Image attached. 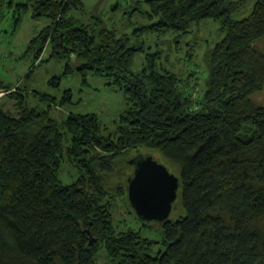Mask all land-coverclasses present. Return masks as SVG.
I'll return each mask as SVG.
<instances>
[{"label":"trees","instance_id":"trees-1","mask_svg":"<svg viewBox=\"0 0 264 264\" xmlns=\"http://www.w3.org/2000/svg\"><path fill=\"white\" fill-rule=\"evenodd\" d=\"M26 1L34 20L48 21L28 44L33 58L49 48L50 58L66 61L63 77L75 70L108 78L126 107L111 125L94 113L70 112L59 122L51 109L71 106L69 90L40 95L48 105L39 111L20 86L0 85L19 114L0 108V264H96L101 249L113 264H264V106L253 101L264 87V52L256 47L264 0L240 20L233 16L248 0H126L125 15L144 4L140 15L150 25L122 35L99 22L79 24L70 14L82 0ZM207 20L221 39L203 57L200 95L191 93L196 72H175L179 62L169 67L162 51L131 70L144 34L180 41ZM142 147L178 171L185 216L161 223L160 242L117 232L112 214L117 197L133 214L118 160ZM67 161L77 173L70 182L60 179Z\"/></svg>","mask_w":264,"mask_h":264},{"label":"rangeland","instance_id":"rangeland-1","mask_svg":"<svg viewBox=\"0 0 264 264\" xmlns=\"http://www.w3.org/2000/svg\"><path fill=\"white\" fill-rule=\"evenodd\" d=\"M255 2L256 0H248L233 18L240 20L248 16ZM25 3H27L26 0H2L1 6H3L0 9V85L9 86L12 90L20 86L24 92L27 106L39 111L46 110L48 105V102L40 99V95L60 98L63 92L69 90L73 96L71 106L63 109H51L52 116L56 117L59 122L70 112L94 113L105 124L111 125V121L118 117L126 107L122 91H119L117 87H110L111 81L105 77L88 74L83 78L80 72L75 70L63 77L66 61L50 58L51 50L49 48H45L40 59L36 61L33 58V53L28 51V44L48 24V21L44 18L34 20L30 16L29 7L25 10V6H23ZM82 3L83 6L72 10L70 14L79 24L92 25L99 22L101 27L106 26L119 35L131 34L136 28L150 25V21L140 15L144 13V4L139 5L136 15L129 19L125 15L129 11L126 0H82ZM218 28V25L211 20L192 25L191 33L180 41L174 38L176 35L171 34L166 35L165 39L153 34H144V52L134 55L131 70L134 72L141 70L147 53L162 51L164 53L162 62L166 63L167 58L169 67L174 68L176 61L179 62L175 72L184 73L183 70L186 69L196 72L195 77L198 78V82H190L191 93L200 95L206 80L203 57L221 39ZM166 44L168 45L166 46ZM256 47L264 52V37L257 42ZM177 57H180V60ZM70 63L74 65L75 60L71 58ZM54 77L61 79L59 86L54 87L49 84ZM7 91L9 90L0 89V108L11 116L17 117L19 114L15 101L7 98ZM33 93L37 95H33ZM253 101L258 106H264V87L253 97ZM146 156L152 157L157 163L165 166L170 174L178 177L176 167L158 152L142 147L127 151L118 160L119 165L123 168L119 181L127 182L132 177L134 167L130 165L131 161ZM75 177H77L75 169L71 163L65 162L60 179L70 182ZM112 214L117 232L131 230L138 232L142 238L162 241V224L140 220L134 212L132 214L128 210V206L122 198L117 197L113 202ZM184 216L185 212L178 195L172 205L168 221L174 222ZM96 264L113 263L107 257L104 249H101L97 254Z\"/></svg>","mask_w":264,"mask_h":264},{"label":"water","instance_id":"water-1","mask_svg":"<svg viewBox=\"0 0 264 264\" xmlns=\"http://www.w3.org/2000/svg\"><path fill=\"white\" fill-rule=\"evenodd\" d=\"M133 175L127 181L130 208L144 222L168 221L179 190V178L152 157H139L130 162Z\"/></svg>","mask_w":264,"mask_h":264}]
</instances>
